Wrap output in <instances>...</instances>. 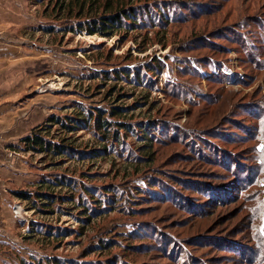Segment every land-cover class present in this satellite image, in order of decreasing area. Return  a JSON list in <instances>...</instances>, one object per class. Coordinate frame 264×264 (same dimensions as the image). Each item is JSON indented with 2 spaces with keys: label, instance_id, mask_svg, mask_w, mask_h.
<instances>
[{
  "label": "rangeland",
  "instance_id": "obj_1",
  "mask_svg": "<svg viewBox=\"0 0 264 264\" xmlns=\"http://www.w3.org/2000/svg\"><path fill=\"white\" fill-rule=\"evenodd\" d=\"M60 1L0 0V49H11L0 57L10 62L0 64V264H25L31 257L41 264L264 261L256 238L257 232L264 244V214L252 207L264 200V178L255 174L257 159L264 162V0H66L71 15L57 8ZM130 3L146 7L136 11L145 23L133 30L100 35L67 29L80 5L84 14L100 15ZM155 57L156 74L143 76V88L116 82L110 89L114 80L94 77L126 65L143 75V65ZM136 98L124 118L153 120L146 125L156 128L151 160L127 162L138 145L130 130L120 132L127 144L121 154L66 159L59 166L19 141L34 126H45L50 113L70 112L76 100L132 105ZM50 130L59 129L51 124ZM72 134L78 147L99 144L85 130ZM59 170L97 185L116 184L135 198L133 210L117 199L115 207L81 221L73 203L41 213L15 195ZM82 171L92 178H82ZM135 186L142 192H132ZM31 223L43 227L30 230ZM103 237L114 239L91 246Z\"/></svg>",
  "mask_w": 264,
  "mask_h": 264
},
{
  "label": "trees",
  "instance_id": "obj_2",
  "mask_svg": "<svg viewBox=\"0 0 264 264\" xmlns=\"http://www.w3.org/2000/svg\"><path fill=\"white\" fill-rule=\"evenodd\" d=\"M65 4L66 0H62L57 4V8L66 9L68 10L67 13L71 15L73 11L67 9ZM81 6L82 5L78 8V12H76L77 18L76 20H73L75 22L68 25V30H79L86 31L91 34L98 33L100 35H107L112 34L117 30H133L145 23L141 19L140 15H136V11L139 10V8H146L145 6H140L139 4L130 3L120 7H108V9L103 11L100 15L84 14ZM164 6L166 5H162V7ZM159 13V9H155L154 15H159ZM159 20L162 23L165 22L162 15L159 16ZM159 61L160 59L155 57L151 63L143 65V75H141L140 71L130 68V65H126L122 68L112 67L110 70L105 69L96 71L94 72V77L102 78L106 81L114 80L112 81L114 83L110 86L112 87L110 89H114L116 82H125L126 84L141 86L143 88L146 86L147 82L143 76L147 74V72L156 74V69L151 64L156 66ZM121 94L123 93H118L117 96H120ZM140 97L144 98L143 102L146 101L147 96H139V98ZM138 102V98H136L132 101V105H124L122 103L114 102H111L108 105H102L84 103L83 101L76 100L70 106V112H64L62 114L53 112L50 113L46 119L47 122L44 123L45 126H34L31 132L22 136L19 141L23 143L26 150L37 151L43 154L45 162H48L51 166H59L64 164L66 159L82 160L97 157L106 153L121 154L120 148H125L127 144L125 138L122 137V133L120 132L121 130H124V132L130 130V132L134 131L132 134L137 138L136 141L138 142V145L131 147L130 153L132 154L127 157V162L138 164L143 162L144 158L151 160V144L154 139L153 137H155L154 131L152 130H155L156 128L151 127L149 130L146 125L149 124V126H153V120L149 121L147 119H143L130 123L129 118H132L131 115L129 118H124V116L129 115V112H131L132 108L136 106ZM129 109L130 111H128ZM151 122L152 124H150ZM155 123L157 124L158 122ZM51 124L57 125L59 130H56L55 132L51 131ZM79 130H85L86 132L91 133L96 142H99V144L86 148L76 146L74 144L75 141L73 137L68 134L76 133ZM80 174L82 178L84 177L88 180L93 176L91 171H82ZM255 174L257 177H261L259 180L264 178V162L260 158L257 159L255 164ZM255 181H257V179H253L251 183H254ZM43 186H45V188H43ZM54 188H66L67 192H54L52 191ZM132 192H137V194H139L142 191H140L139 187L135 186ZM15 195L18 198L29 201L31 203L30 208L41 213H46L47 211L52 212V210H56V208L61 211H65L70 207L62 205V203H73L77 205V208L80 211L79 213L82 214L80 216L78 215L79 218H81V221H90L95 212L99 211L98 215L105 213V211L110 208V204L117 199L119 202H122L123 200L128 201L129 203L125 209L133 210L134 206L130 203L135 200V198L130 197L127 193L123 194L121 189H119V187L114 183L97 185L96 183L83 181L78 178L76 179L73 175H70L67 170L52 171L49 175L44 174L40 178V183L35 189L32 191L19 189L15 191ZM55 202L59 203L54 206ZM255 202L256 203L254 204L252 203V207L254 209L260 208L264 214V200L262 197L261 199H257ZM116 205L117 203L114 202L111 207H115ZM40 225L42 224H37L36 227H34L31 223L29 228L30 230H36V228ZM45 226L49 227L48 225ZM253 228L257 229V225ZM39 232L43 234L49 233L51 236H55L57 234L48 229L43 231V228ZM256 238L259 240L258 244L262 247V249H264V244H261L262 238H260L257 232ZM110 239L114 238L110 237ZM110 239L103 237L101 238V241L94 244L92 243L91 246H109L111 243ZM125 262L123 264H134L131 261L125 260ZM112 263H114V261H112ZM25 264L41 263L39 262V259L31 257L25 262ZM54 264L65 263L61 260H57L54 261ZM255 264H264V261H262V259L258 261L255 259Z\"/></svg>",
  "mask_w": 264,
  "mask_h": 264
},
{
  "label": "crops",
  "instance_id": "obj_3",
  "mask_svg": "<svg viewBox=\"0 0 264 264\" xmlns=\"http://www.w3.org/2000/svg\"><path fill=\"white\" fill-rule=\"evenodd\" d=\"M3 4H0V6H2ZM15 50V49H14ZM20 50H22V49H20ZM19 50V51H20ZM11 51V49L10 48H7V49H3V48H1L0 49V57L1 56H4L5 54H7V53H9ZM15 52H17L16 50H15ZM12 53V52H11ZM13 55V54H12ZM0 64H5V65H9L10 64V62H8V59L7 58H5V59H3V58H0Z\"/></svg>",
  "mask_w": 264,
  "mask_h": 264
}]
</instances>
